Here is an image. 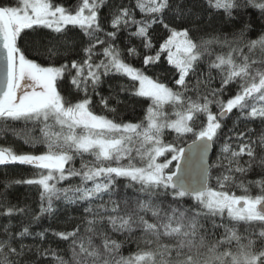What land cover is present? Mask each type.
Here are the masks:
<instances>
[{"label": "snow or ice", "instance_id": "snow-or-ice-1", "mask_svg": "<svg viewBox=\"0 0 264 264\" xmlns=\"http://www.w3.org/2000/svg\"><path fill=\"white\" fill-rule=\"evenodd\" d=\"M9 135L28 150L0 144V166L31 174L0 192V264H264V0H0ZM13 185L38 191L36 214ZM58 202L81 211L52 232L63 249L31 231Z\"/></svg>", "mask_w": 264, "mask_h": 264}, {"label": "trees", "instance_id": "trees-1", "mask_svg": "<svg viewBox=\"0 0 264 264\" xmlns=\"http://www.w3.org/2000/svg\"><path fill=\"white\" fill-rule=\"evenodd\" d=\"M113 0H109V3H112ZM65 3L72 4L74 3V0H65ZM102 14L105 16L107 15V6L102 9ZM261 25V21L258 19L253 21V30L255 32H258ZM219 27V21H216L213 25ZM157 31L159 32V27L157 26ZM126 35L124 33H121V44L120 47L123 48L125 46L126 42ZM132 43L136 44L137 41L133 40ZM78 51V49H77ZM73 53L69 54V58ZM135 65L139 66L138 60L131 61ZM123 82L120 78H113L110 81L106 82L105 85L102 86L101 92L103 95L109 94V89L107 84L111 83L113 86ZM143 106L135 103L134 100H127L125 104L121 105L119 108V115L125 119V120H135V118L139 117L142 114ZM119 118V117H118ZM235 117H229L227 120L224 121V131H227V129L231 128L233 126ZM253 129H255V133L253 135L258 134L261 131V127L258 123H253L250 125ZM38 135V132L36 133ZM12 143L14 144L18 149L27 151L28 146L24 145L19 140H14L10 135L7 138V141L3 137H0V144L3 143ZM188 143H191V141H188ZM218 151V149H217ZM77 167H79V161H77L76 164ZM31 174L30 170L24 166H7L2 169H0V192L4 191V183L9 178H15L19 179L22 177H27ZM261 178L259 169L254 170L253 172L249 173V175L246 177L247 180H258ZM8 196L7 199L13 203L17 204L21 207L27 206L29 209H31L32 214H36L38 212V206H39V197H38V191L31 186L27 185H13L8 190ZM130 191V190H129ZM252 193L258 194L259 189L255 186L251 188ZM57 212L53 214L50 217H43L38 223H33L31 226V231L33 232H43L45 230H48L44 246L47 247L48 245H51L53 248H60L63 249L66 247V245L63 242L58 241L55 237L52 236L53 231H61V230H70L73 225L78 221V219L81 216V211L76 206H66L60 202L57 203ZM31 221V215L24 216V217H15L12 219L11 223L13 225V230H16L22 226L23 223H29ZM8 220L6 218L0 217V229H2L3 225L7 224ZM25 243L32 244L34 241L31 238H28ZM35 243H39V240L35 241ZM134 247V245H132ZM125 254H127V248H125ZM38 264H47L46 261H39Z\"/></svg>", "mask_w": 264, "mask_h": 264}, {"label": "water", "instance_id": "water-1", "mask_svg": "<svg viewBox=\"0 0 264 264\" xmlns=\"http://www.w3.org/2000/svg\"><path fill=\"white\" fill-rule=\"evenodd\" d=\"M5 166H0V169L4 168Z\"/></svg>", "mask_w": 264, "mask_h": 264}]
</instances>
